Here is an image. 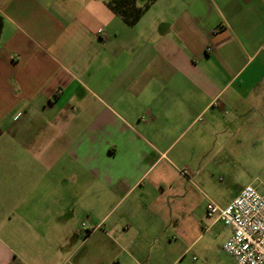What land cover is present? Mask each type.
<instances>
[{
    "label": "crops",
    "instance_id": "0c3cea01",
    "mask_svg": "<svg viewBox=\"0 0 264 264\" xmlns=\"http://www.w3.org/2000/svg\"><path fill=\"white\" fill-rule=\"evenodd\" d=\"M107 1L0 0V264L217 261L264 190V0Z\"/></svg>",
    "mask_w": 264,
    "mask_h": 264
},
{
    "label": "built area",
    "instance_id": "2783aa9c",
    "mask_svg": "<svg viewBox=\"0 0 264 264\" xmlns=\"http://www.w3.org/2000/svg\"><path fill=\"white\" fill-rule=\"evenodd\" d=\"M180 173L187 176L184 169ZM206 208L209 217L231 231L223 244L230 264H264V190L247 185L225 207L209 201Z\"/></svg>",
    "mask_w": 264,
    "mask_h": 264
},
{
    "label": "trees",
    "instance_id": "16d2710c",
    "mask_svg": "<svg viewBox=\"0 0 264 264\" xmlns=\"http://www.w3.org/2000/svg\"><path fill=\"white\" fill-rule=\"evenodd\" d=\"M154 0H144L142 4L138 0H108V7L116 15L120 16L127 24H134Z\"/></svg>",
    "mask_w": 264,
    "mask_h": 264
},
{
    "label": "rangeland",
    "instance_id": "374dc122",
    "mask_svg": "<svg viewBox=\"0 0 264 264\" xmlns=\"http://www.w3.org/2000/svg\"><path fill=\"white\" fill-rule=\"evenodd\" d=\"M144 0H138L139 4H142ZM197 259L196 260H192V259H188L186 261H184V264H230L232 262V258L227 255L225 252L220 254L219 256V260L215 261H207L205 262V259L202 258V256H200L199 254H195ZM190 257V256H189Z\"/></svg>",
    "mask_w": 264,
    "mask_h": 264
}]
</instances>
